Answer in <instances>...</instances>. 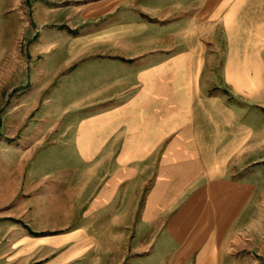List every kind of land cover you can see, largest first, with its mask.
Instances as JSON below:
<instances>
[{
    "label": "crops",
    "instance_id": "crops-1",
    "mask_svg": "<svg viewBox=\"0 0 264 264\" xmlns=\"http://www.w3.org/2000/svg\"><path fill=\"white\" fill-rule=\"evenodd\" d=\"M46 4L0 0V264H259L264 0Z\"/></svg>",
    "mask_w": 264,
    "mask_h": 264
},
{
    "label": "rangeland",
    "instance_id": "rangeland-1",
    "mask_svg": "<svg viewBox=\"0 0 264 264\" xmlns=\"http://www.w3.org/2000/svg\"><path fill=\"white\" fill-rule=\"evenodd\" d=\"M39 1V0H37ZM47 3V6H53L54 3H59L61 2L62 4H66V5H70V4H78L79 2H84V4H88L90 3L92 0H59V2L57 0H40L41 2ZM39 2L36 3V13H35V20L38 21L41 17L45 18L46 20H54V21H59L60 19L63 20V16H64V12L62 11H52V12H48L46 11V14L44 15L40 10H41V6H39L38 4ZM44 4V3H43ZM25 15H29V10L25 12ZM41 16V17H40ZM8 159V157H7ZM12 161V156L9 155V160H6V156L2 155L0 153V165L1 164H5L7 162H11ZM261 214H262V220H261V228H260V252L256 255V258L259 260V264H264V189H262V199H261Z\"/></svg>",
    "mask_w": 264,
    "mask_h": 264
}]
</instances>
